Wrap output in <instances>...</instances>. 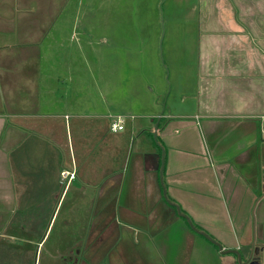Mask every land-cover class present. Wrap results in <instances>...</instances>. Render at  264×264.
I'll return each mask as SVG.
<instances>
[{"label": "crops", "instance_id": "0c3cea01", "mask_svg": "<svg viewBox=\"0 0 264 264\" xmlns=\"http://www.w3.org/2000/svg\"><path fill=\"white\" fill-rule=\"evenodd\" d=\"M9 4L0 0V9ZM186 5L188 14L179 16L187 23L186 39L172 26L164 35L172 90L134 104L128 63L109 59L104 66L106 90L119 81L124 89L110 103L124 101L128 104L119 108L135 115L129 137L118 142L103 136L120 113L88 117L81 125L85 114L49 107L63 96L56 73L69 65L79 69L74 57L79 48L58 46L62 22L50 18V27L43 28L0 14V23L18 24L0 34V264H240L239 258L251 260L255 246L258 264H264V0ZM104 14L87 23H101ZM101 29L91 26L90 38L104 33ZM83 44L94 46L88 39ZM132 134L136 143L143 140L129 152ZM152 135H158L159 145ZM96 141L103 145V164L97 163ZM121 147L125 165L113 170L112 152ZM97 164L103 165L98 176ZM97 177H102L98 196L105 201L96 207L92 200L91 237L81 246L79 222L62 220L53 231L57 205L75 179L94 183Z\"/></svg>", "mask_w": 264, "mask_h": 264}, {"label": "rangeland", "instance_id": "374dc122", "mask_svg": "<svg viewBox=\"0 0 264 264\" xmlns=\"http://www.w3.org/2000/svg\"><path fill=\"white\" fill-rule=\"evenodd\" d=\"M187 1L188 0H10L8 8L2 7L0 9V14L5 11L9 13L7 15H10L9 17L11 18L24 17L30 19L32 22L37 21V24H32V26H41L43 28L50 27L51 23H47L51 22L50 18L54 19L57 17V20L62 22L60 26H57L58 37L59 35L61 36L57 41L58 46L62 50L67 49V51H69L73 49L76 52L78 51L76 47L79 48L78 54H74V57L78 59L79 69H73L69 65L67 68L56 73L58 79L63 82L58 85L63 96L58 97V101L56 102L49 100V107H52L53 111L56 112L64 111L63 113L78 112L80 115L85 114L87 117L78 119L81 125L87 122L88 117L92 121V116H95V118L101 116L102 118L106 112H111V114L120 113L117 115L123 116V122L125 119V129L112 130L110 126L106 136H103V139H106L109 135L118 142V138L123 139L125 134L129 137V123L135 119L130 116L133 114V111L119 108V105L128 103L124 101H120V103L116 105L110 103L114 96H118L119 90L123 94L124 89L120 86L119 81V86L114 85L115 88L111 86L106 90L103 81L105 74L104 69L105 67L107 68L106 63H109L108 60L110 59V61L116 64L119 62L120 58L122 59V63H128V76L130 81L128 85L129 92H132L135 96H140L135 97L132 95L134 104L138 99L149 102L150 97L162 93L165 88L166 90H172L173 88H171L169 84L170 74L168 76L166 64V51L169 45L167 43L166 46L164 35L166 36L168 34L172 26L173 32L176 31L179 33L177 35L180 40L184 41L186 39V33L182 31V28L187 23H183L179 16L188 14L187 5L185 7ZM104 11L105 14L102 16L101 23H87V21L95 19L103 14ZM172 21L178 22L171 23ZM7 26L11 27V31H15L18 28V24L0 23V34L9 30L6 28ZM91 26H101V32L104 33L100 34L97 31L95 38H90L88 29ZM32 31L33 32L29 33L34 38L37 36V31L34 28ZM16 32L18 34L20 31L17 30ZM86 39L93 41L94 46L89 45V48H85L83 42H85ZM14 46L19 47L20 44L15 41ZM173 46H175V43ZM48 50L52 49L46 48V51ZM122 51L125 52L124 58H122L121 53L119 54V52ZM92 66L97 68L96 74L91 69L89 72V68ZM88 74H90V80L87 78ZM114 74H116V72H114ZM94 77L97 81L93 83L92 79H94ZM48 88L53 92L55 91L53 86ZM141 89L149 90V94L143 96L140 92ZM163 100L164 97H162L161 105ZM167 105H169V103H167ZM115 117L116 115H113V118H111L112 121ZM105 120L109 122L110 118L106 117ZM90 135L91 133L83 134V136ZM232 135L234 136V134ZM98 137L99 136H97V140ZM152 137L154 140L156 139L154 135H152ZM136 140L137 134H132V137L127 140L126 145L129 152L134 149L136 145L138 146L143 138H141L139 143L138 141L136 143ZM63 141L65 143L63 153L65 159H67L65 164H67L69 162L68 150L66 148L68 144L65 134ZM257 141H260V138ZM237 142H242V140L238 138ZM69 145H71V142H69ZM102 146L100 142H97L95 145V154H100ZM135 149L133 151H135ZM125 154L126 151H124L122 147L112 152L113 167H115L113 170L125 165ZM103 160L104 154L97 156V163L98 161L102 163L101 161ZM78 164L80 163H77L76 168H78ZM96 166L95 169L99 171L97 172L98 176L103 170V165L99 167L97 164ZM67 167L70 168L71 164ZM100 178L102 177H97L98 181L94 183L83 182L78 178L72 182L66 196L64 197L63 195L57 205L58 216L53 231L61 225H64V220L67 225H77V222H79L81 227L79 231V243L81 246L82 243L84 244L83 246H85L87 239L91 237V231L87 229L90 219L94 215L93 212H90V206L93 203L92 200L95 198L94 203L96 202V207L99 204L103 206L105 201L104 195L98 196L102 189L101 183L99 184V181H101ZM107 192L110 193L111 191L108 190ZM110 202L111 199L108 204ZM118 202L120 201L117 200V203ZM56 213L57 210L55 215ZM100 223L102 222L100 221ZM52 233L54 234V232ZM51 240L52 235H50L47 244H49Z\"/></svg>", "mask_w": 264, "mask_h": 264}, {"label": "water", "instance_id": "95a60500", "mask_svg": "<svg viewBox=\"0 0 264 264\" xmlns=\"http://www.w3.org/2000/svg\"><path fill=\"white\" fill-rule=\"evenodd\" d=\"M155 128H156V124H155ZM154 137H155V135H154ZM163 160H164V158H163V153H162V155H161V159H160V168H159V176H160V178H161V171H162V168H163ZM161 181H162V180H161ZM165 198H166V196H165ZM166 200H167V199H166ZM176 208H177L178 213H179L181 216H183V217H185V218L187 219L189 225H190L193 229H195L196 231H198V230L194 227V225H193V223L190 221V219H189L187 216H185V214L181 213V211L179 210V207L176 206ZM201 233H202L204 236H206L210 241H212V242H214L216 245L220 246V244H219L218 242H216L215 240H213L212 238H210L206 233H204V232H201ZM259 250H260V248L257 247V246H255L254 249H253L255 255L252 256L251 260H250L249 262L245 263V262H241V260H240V258H239V263H240V264H258L257 253H258Z\"/></svg>", "mask_w": 264, "mask_h": 264}, {"label": "built area", "instance_id": "2783aa9c", "mask_svg": "<svg viewBox=\"0 0 264 264\" xmlns=\"http://www.w3.org/2000/svg\"><path fill=\"white\" fill-rule=\"evenodd\" d=\"M112 130H118L123 128V116L116 115L115 119L112 121L111 124Z\"/></svg>", "mask_w": 264, "mask_h": 264}, {"label": "trees", "instance_id": "16d2710c", "mask_svg": "<svg viewBox=\"0 0 264 264\" xmlns=\"http://www.w3.org/2000/svg\"><path fill=\"white\" fill-rule=\"evenodd\" d=\"M160 121H161V119H160L159 122L157 123V128L159 127ZM151 134H152V133H151ZM155 138H156V139L154 140V143L157 144V145H159V141H160V140H159V138H158V135H156ZM159 165H160V163H159Z\"/></svg>", "mask_w": 264, "mask_h": 264}]
</instances>
